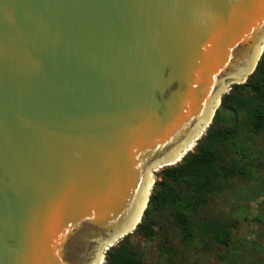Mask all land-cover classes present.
I'll list each match as a JSON object with an SVG mask.
<instances>
[{
	"label": "water",
	"instance_id": "95a60500",
	"mask_svg": "<svg viewBox=\"0 0 264 264\" xmlns=\"http://www.w3.org/2000/svg\"><path fill=\"white\" fill-rule=\"evenodd\" d=\"M263 48L264 0H0V264H103Z\"/></svg>",
	"mask_w": 264,
	"mask_h": 264
},
{
	"label": "trees",
	"instance_id": "16d2710c",
	"mask_svg": "<svg viewBox=\"0 0 264 264\" xmlns=\"http://www.w3.org/2000/svg\"><path fill=\"white\" fill-rule=\"evenodd\" d=\"M245 131L264 140V48L254 73L243 85H234L221 98L206 135L193 152L155 178L147 208L132 235L152 240L161 229V251L172 264L174 249L165 236L162 220L186 248L194 242L225 244L228 225L206 216L214 197L228 191L235 178L248 170L238 157L237 139ZM124 237L105 256V264H145L144 253Z\"/></svg>",
	"mask_w": 264,
	"mask_h": 264
},
{
	"label": "rangeland",
	"instance_id": "374dc122",
	"mask_svg": "<svg viewBox=\"0 0 264 264\" xmlns=\"http://www.w3.org/2000/svg\"><path fill=\"white\" fill-rule=\"evenodd\" d=\"M237 148L249 174L232 180L228 191L214 197L206 212L207 217L228 225L225 244L196 241L186 248L163 219L161 226L175 251L172 264H264V140L242 131ZM132 234L129 242L144 253L145 264H169L161 251V229L156 228L155 237L148 241Z\"/></svg>",
	"mask_w": 264,
	"mask_h": 264
}]
</instances>
